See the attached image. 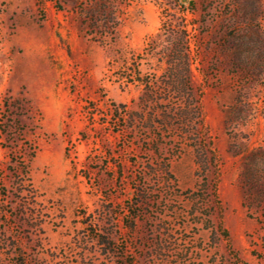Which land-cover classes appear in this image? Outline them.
Listing matches in <instances>:
<instances>
[{"label":"rangeland","instance_id":"374dc122","mask_svg":"<svg viewBox=\"0 0 264 264\" xmlns=\"http://www.w3.org/2000/svg\"><path fill=\"white\" fill-rule=\"evenodd\" d=\"M263 190L264 0H0V264H264Z\"/></svg>","mask_w":264,"mask_h":264},{"label":"trees","instance_id":"16d2710c","mask_svg":"<svg viewBox=\"0 0 264 264\" xmlns=\"http://www.w3.org/2000/svg\"><path fill=\"white\" fill-rule=\"evenodd\" d=\"M184 31H182L181 34V29L179 27H177L176 25L171 27V37L173 38L172 44L173 47H175V52H177V56L179 58L184 59V61L186 62L187 65V69L186 71H184V76L186 77V79L189 80L190 76H191V71H190V40H191V32L189 31L188 27H184ZM179 49H181L182 51H180V55H178ZM179 58H176L175 60L178 61ZM181 94H183L184 96H186L188 99L191 98L192 93H193V89L191 88V86L186 85L184 88H176ZM150 94L151 97H154V93L151 92ZM194 111L187 109L184 110L182 113V116L184 118H188L193 114ZM28 174V173H27ZM31 184H29L28 186H30ZM23 186H26L24 184L23 181ZM263 195H264V190L262 191ZM27 200L29 203V200L33 197L32 196V191L29 190V194L27 195ZM252 197V195H251ZM0 210H2V207H0Z\"/></svg>","mask_w":264,"mask_h":264}]
</instances>
